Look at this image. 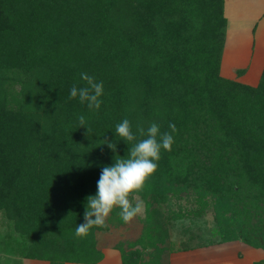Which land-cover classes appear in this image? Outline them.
<instances>
[{
	"label": "trees",
	"instance_id": "1",
	"mask_svg": "<svg viewBox=\"0 0 264 264\" xmlns=\"http://www.w3.org/2000/svg\"><path fill=\"white\" fill-rule=\"evenodd\" d=\"M226 27L224 0H0V209L28 240L24 257L103 259L108 226L75 230L102 168L132 147L115 133L125 118L137 140L138 126L177 131L134 194L150 230L117 245L123 264H163L170 248L152 193L211 195L233 215L223 241L264 249V68L256 86L220 75ZM82 72L103 82L99 110L70 98Z\"/></svg>",
	"mask_w": 264,
	"mask_h": 264
},
{
	"label": "rangeland",
	"instance_id": "2",
	"mask_svg": "<svg viewBox=\"0 0 264 264\" xmlns=\"http://www.w3.org/2000/svg\"><path fill=\"white\" fill-rule=\"evenodd\" d=\"M224 13L227 27L219 73L222 77L256 86L264 68V0H224ZM19 87L14 86V91H21ZM28 104V109L36 106L31 102ZM44 115H47L45 111L41 118ZM151 196L158 198L156 217L168 230L170 248L161 254L163 264H252L255 260L264 261V249L251 247L239 239L223 241L225 224L233 215L231 209L224 210L215 203L213 196H174L169 193L160 198L154 193ZM120 211L118 207L114 208L106 219L108 229L97 231L96 242L102 247L103 259L108 256L95 264H123L120 249H133L129 247L133 244L128 243H137L140 236L149 233L150 222L144 221L145 213L125 223ZM27 246L28 240L14 229L13 221L0 209V264H23L22 259L40 260L24 257ZM138 248L143 251L141 246Z\"/></svg>",
	"mask_w": 264,
	"mask_h": 264
},
{
	"label": "clouds",
	"instance_id": "3",
	"mask_svg": "<svg viewBox=\"0 0 264 264\" xmlns=\"http://www.w3.org/2000/svg\"><path fill=\"white\" fill-rule=\"evenodd\" d=\"M86 82L85 86L77 87L75 84L70 89V98H77L82 104L87 103L90 110H99L102 104L100 97L104 93L103 82H97L94 76L80 73ZM79 128H89L83 115L78 117ZM171 132H161L157 123H152L146 130L138 126L137 132L143 139L137 140L136 133L132 131L130 121L125 118L118 123L115 133L127 144L132 143L126 157L114 160L111 166H104L100 179L97 182V193L88 196L84 223L77 225L75 234L86 236L93 226L107 227L106 219L114 208H119L120 216L125 223L131 222L135 217L144 215L146 207L138 194L144 190L146 181L154 174L161 159V150H172L174 137L177 131L175 124L170 123ZM114 152L116 144L103 140ZM133 200L135 203H133Z\"/></svg>",
	"mask_w": 264,
	"mask_h": 264
},
{
	"label": "crops",
	"instance_id": "4",
	"mask_svg": "<svg viewBox=\"0 0 264 264\" xmlns=\"http://www.w3.org/2000/svg\"><path fill=\"white\" fill-rule=\"evenodd\" d=\"M107 256H105L106 258H104L103 260L107 259ZM101 262H102V260H101ZM22 263L23 264H48L44 260H29V259H22ZM76 264H82V263H76Z\"/></svg>",
	"mask_w": 264,
	"mask_h": 264
}]
</instances>
